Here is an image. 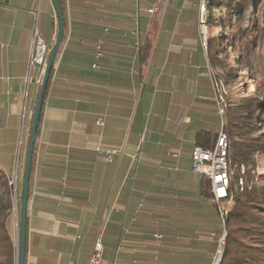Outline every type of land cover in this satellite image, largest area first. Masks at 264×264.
I'll use <instances>...</instances> for the list:
<instances>
[{
    "label": "crops",
    "instance_id": "crops-1",
    "mask_svg": "<svg viewBox=\"0 0 264 264\" xmlns=\"http://www.w3.org/2000/svg\"><path fill=\"white\" fill-rule=\"evenodd\" d=\"M194 2L65 0L32 158L25 264H87L97 237L100 264H213L217 209L191 154L197 132L215 135L219 120ZM50 9L0 2V169L16 247L42 74L29 58L35 29L54 38ZM107 148L118 150L110 160Z\"/></svg>",
    "mask_w": 264,
    "mask_h": 264
},
{
    "label": "rangeland",
    "instance_id": "rangeland-1",
    "mask_svg": "<svg viewBox=\"0 0 264 264\" xmlns=\"http://www.w3.org/2000/svg\"><path fill=\"white\" fill-rule=\"evenodd\" d=\"M222 2L228 4L231 0H213L211 6L208 0L194 2L216 112V95L222 98L220 102L224 106L221 116L217 112L219 127L215 139L220 131L226 136L230 155L228 166L230 170H234L237 168L236 161L239 163L238 170L242 175L240 183L264 186V139H258V136L264 134V127L260 132H247L239 125H234L239 122L238 118L246 116L249 111L259 108L260 103H264V13L258 4L249 0L239 28L231 31L237 17L228 12L227 5H222ZM213 4L215 7L211 8ZM252 16H255L263 33L251 31ZM229 19L231 22L228 23ZM226 111L231 114L232 121L228 123ZM234 116L238 118L234 119ZM230 203L229 198L221 206L226 207ZM216 209L219 212L217 205ZM219 214L223 216L225 213ZM222 234L224 239L220 247L219 261L225 245V229ZM215 262L214 258V264L218 263Z\"/></svg>",
    "mask_w": 264,
    "mask_h": 264
},
{
    "label": "trees",
    "instance_id": "trees-1",
    "mask_svg": "<svg viewBox=\"0 0 264 264\" xmlns=\"http://www.w3.org/2000/svg\"><path fill=\"white\" fill-rule=\"evenodd\" d=\"M59 1L64 16V38L67 31V18L65 15L66 3L65 0ZM208 1L211 6L213 0ZM248 1L231 0L228 4L222 2V5H227V11L237 17L235 23L230 28L231 31L239 28ZM252 1L254 4H258L264 13V0ZM46 6L51 7L50 13L53 20L54 12L51 1L41 0V7L45 8ZM214 7L213 4L211 8ZM229 22H231L230 19L228 20ZM251 27L252 32L263 33V29L257 20H255V16H252ZM52 41L53 39L49 42L44 41L48 51ZM98 42L99 38L97 39L96 46ZM230 115L229 111H226V123L232 121ZM237 118L238 116H234V119ZM238 121L234 125H239L244 131L260 132L264 127V103H260L259 108L249 111L246 116L238 118ZM258 139H264V134L258 136ZM214 142V134L212 135L203 130L197 132L195 145L208 148L212 147ZM228 157L230 159L229 154ZM236 163L237 168L234 170L231 169L228 186L229 195L227 198L221 200L228 201L230 198L231 203L226 204V208L222 212V214L225 213L223 216H220L217 211L218 222L215 233V246L218 238L223 233V229L226 231L223 255L217 264H264V186L256 184L247 185L244 184L245 182L240 183L242 175L238 170L239 163L237 161ZM15 197L19 202L20 193L16 192ZM12 210L13 192L10 177L5 171L0 169V264H15L16 260V246L9 228ZM243 240L247 241V243Z\"/></svg>",
    "mask_w": 264,
    "mask_h": 264
},
{
    "label": "built area",
    "instance_id": "built-area-1",
    "mask_svg": "<svg viewBox=\"0 0 264 264\" xmlns=\"http://www.w3.org/2000/svg\"><path fill=\"white\" fill-rule=\"evenodd\" d=\"M149 12H152V9H148ZM131 34L134 36L136 40V44L138 43V30L135 28L132 30ZM100 43L99 40L98 45L96 46V53L100 54ZM48 55V49L44 42V40L38 35L37 30H34L33 35V43L30 52L29 64L30 67L33 65H37L41 69L46 62ZM215 104L217 105V112L221 116L223 114V105L220 102L222 98L218 95L215 96ZM224 137V133L220 131L218 133L217 138L215 139L214 145L212 147H202L200 145H195L192 149V170L196 173H199L205 176L210 184V193L211 196L218 206L219 212L222 214L223 209L226 208L221 206L225 201H221L222 191V183H224V173H223V159H222V150H221V140ZM105 154L107 160H110L114 154L118 153L117 149L107 148L102 149ZM224 205V204H223ZM221 237V236H220ZM219 237V238H220ZM219 238L217 240V248L214 253V257L217 255L218 250L222 245H219ZM102 241L100 237H97L94 240L90 256L88 258L87 264H100L102 257ZM213 257V258H214Z\"/></svg>",
    "mask_w": 264,
    "mask_h": 264
},
{
    "label": "water",
    "instance_id": "water-1",
    "mask_svg": "<svg viewBox=\"0 0 264 264\" xmlns=\"http://www.w3.org/2000/svg\"><path fill=\"white\" fill-rule=\"evenodd\" d=\"M53 6L55 15L56 32L54 40L51 44L46 62L44 64L40 86L37 94V99L34 107L32 125L28 139L27 151L25 156L23 178L20 192L19 215H18V230H17V247H16V264H25V249H26V229H27V209L29 196V181L32 167V158L34 145L40 121L41 111L44 102V96L50 74L59 52L64 33V16L59 0H50ZM214 264V258H213Z\"/></svg>",
    "mask_w": 264,
    "mask_h": 264
},
{
    "label": "bare ground",
    "instance_id": "bare-ground-1",
    "mask_svg": "<svg viewBox=\"0 0 264 264\" xmlns=\"http://www.w3.org/2000/svg\"><path fill=\"white\" fill-rule=\"evenodd\" d=\"M227 147H228L227 138L224 135V137H222V140H221V150H222V159H223V173H224V183H222L223 193L221 194V200L227 198L229 195L228 186H229L231 170H230V166H228V149H227ZM229 165H230V163H229ZM223 239H224V235L222 234L220 239H219V245L223 244ZM219 254H220V249L218 250L217 255L214 257L216 262L219 261V256L221 255V254L220 255Z\"/></svg>",
    "mask_w": 264,
    "mask_h": 264
}]
</instances>
